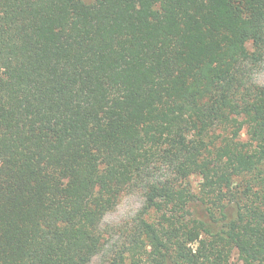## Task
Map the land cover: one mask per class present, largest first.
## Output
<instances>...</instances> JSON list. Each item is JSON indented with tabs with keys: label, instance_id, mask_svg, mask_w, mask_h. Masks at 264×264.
Segmentation results:
<instances>
[{
	"label": "trees",
	"instance_id": "trees-1",
	"mask_svg": "<svg viewBox=\"0 0 264 264\" xmlns=\"http://www.w3.org/2000/svg\"><path fill=\"white\" fill-rule=\"evenodd\" d=\"M263 59L264 0H0V264H264Z\"/></svg>",
	"mask_w": 264,
	"mask_h": 264
},
{
	"label": "rangeland",
	"instance_id": "rangeland-1",
	"mask_svg": "<svg viewBox=\"0 0 264 264\" xmlns=\"http://www.w3.org/2000/svg\"><path fill=\"white\" fill-rule=\"evenodd\" d=\"M248 48L251 50L252 46L249 43ZM254 78L256 82L264 83V59L263 61L255 68ZM198 178H192V185L193 188H197ZM142 205V198L136 192L125 193L122 194L119 198V201L116 207L106 215L105 217V225L108 226L110 229L121 226L125 224L128 220H130L136 213V211ZM100 256H96L92 259L89 264H99L100 263ZM237 260V255L234 254L232 257V261L235 262Z\"/></svg>",
	"mask_w": 264,
	"mask_h": 264
}]
</instances>
